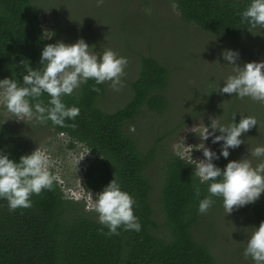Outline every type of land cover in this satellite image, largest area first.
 Instances as JSON below:
<instances>
[{
    "label": "trees",
    "instance_id": "obj_1",
    "mask_svg": "<svg viewBox=\"0 0 264 264\" xmlns=\"http://www.w3.org/2000/svg\"><path fill=\"white\" fill-rule=\"evenodd\" d=\"M174 1L183 21L209 33L222 37L250 33L239 16L249 0ZM44 8L36 0H0V79L21 82L27 66L40 67L43 47L56 42L53 37L46 38L48 34H44L39 20ZM140 56L139 74L130 82L131 97L124 106L104 110L99 101L107 92L106 83L96 85L99 91H93L94 81L89 80L73 95L62 97L66 105L80 108L74 121H66L63 127L51 121L44 124L58 134L64 133L69 138L68 148L80 142L90 149L93 157L83 175L88 191H101L115 177L122 190L135 198L134 214L141 231L120 226L119 235H105L108 230L98 223L96 212L88 209L84 200L68 197L55 171L50 170L54 176L52 190L32 195L30 208L9 211L7 201L0 199V264H219L210 248L193 233L202 214L197 211L198 199L209 195L207 185L199 184L191 159L167 149L160 201L169 234L159 236L153 232L158 223L153 218V184L147 170L157 160L167 135L142 148L129 128L145 108L152 112L167 110L169 97L165 90L170 69L149 54ZM42 99L46 103L47 95ZM240 118L237 114L235 120L239 122ZM73 123L76 127L70 126ZM18 131L1 124L0 119V149L16 161L34 150L33 142L20 139ZM232 150L227 159L221 156L213 162L223 168L232 160ZM196 185L201 190L199 198L194 191ZM212 199L215 203L211 207L221 204L220 198ZM246 206L259 225L264 220V193Z\"/></svg>",
    "mask_w": 264,
    "mask_h": 264
},
{
    "label": "rangeland",
    "instance_id": "obj_2",
    "mask_svg": "<svg viewBox=\"0 0 264 264\" xmlns=\"http://www.w3.org/2000/svg\"><path fill=\"white\" fill-rule=\"evenodd\" d=\"M36 3L45 7L39 20L44 31L54 33L51 37L56 41L71 43L82 37L90 46L95 45V51L108 47L127 58L121 77L123 87L115 91L110 82H105L107 92L99 101L104 110L115 111L131 97L130 82L139 74L140 54H149L170 69L165 90L169 97L167 110L152 112L145 108L129 128L142 148L167 135L160 144L157 160L147 170L153 184V218L158 223L153 229L155 234H169L160 201L164 149L189 159H203L199 144L204 143L214 151L217 148L211 142L212 137L202 140L200 136L211 118L226 124L234 114L241 113L254 116L258 124L242 133L244 143L232 150V160L247 156L250 146L264 144V103L217 89L219 85L223 87V78L232 71L221 55L222 50H238L239 66L264 61V28L257 27L241 36L212 34L195 23L183 21L174 0H36ZM0 119L1 124L19 129L18 137L33 142L34 150L40 147L55 158L56 176L68 197L83 198L87 205L93 203L95 193L83 184L87 165L81 163L80 152L68 148L66 135L56 133L47 124L17 120L2 105ZM133 128L134 131L130 130ZM252 226L259 225L246 205L226 214L221 203L201 214L193 233L210 248L219 264H253L251 258L243 255Z\"/></svg>",
    "mask_w": 264,
    "mask_h": 264
},
{
    "label": "clouds",
    "instance_id": "obj_3",
    "mask_svg": "<svg viewBox=\"0 0 264 264\" xmlns=\"http://www.w3.org/2000/svg\"><path fill=\"white\" fill-rule=\"evenodd\" d=\"M239 16L241 23L247 24L250 32L257 27L264 28V0H249ZM45 33L51 34L46 38L54 35L51 31ZM94 49L95 45L90 46L82 37L71 43L58 40L46 44L41 50L40 67L27 66L21 82L15 78L0 79V105L17 120L26 123L44 124L51 121L53 125L63 127L66 121H74L80 114V108L66 105L62 97L73 95L75 89L89 80L94 81L93 91H99L96 85L105 82H110L109 86L115 91L123 87L121 77L124 75L127 58L108 47H102L101 51ZM221 55L228 61L226 65L232 66V71L223 78V87L218 86L219 92L234 93L238 98L249 97L264 103V61H251L239 66L236 63L240 56L238 50L224 49ZM45 94L46 103L42 99ZM235 116L226 124L211 118L210 125L200 134L202 140L212 137L213 144L219 143V153L201 143L199 149H202L203 159L194 160L191 157L193 174L199 184L207 185L209 193L199 198L200 187H194L199 198V213H206L215 203L212 197L220 198L225 213L230 214L234 208L254 203L264 193V144L250 146L247 156L229 160L223 168L213 162L221 156L227 159L230 149L244 143L242 133L258 124L254 116L241 113L239 122ZM70 126L76 127L75 123ZM130 130L134 131V128ZM75 144L77 146L72 148V152H80L83 155L81 163L88 165L93 157L90 149L83 143ZM54 160L40 147L21 155L19 161L10 159L9 154L0 149V199L7 201L9 211L30 208L32 195L52 190L54 176L57 179L58 174ZM50 170L55 171L54 176ZM136 203L135 198L122 190L114 177L101 191L95 193L93 203L86 206L96 212L98 223L107 228L104 234L111 236L119 235L120 226L124 230L141 231L142 225L134 214L133 206ZM243 255L251 258L253 264H264V220L259 226H252L247 233Z\"/></svg>",
    "mask_w": 264,
    "mask_h": 264
}]
</instances>
